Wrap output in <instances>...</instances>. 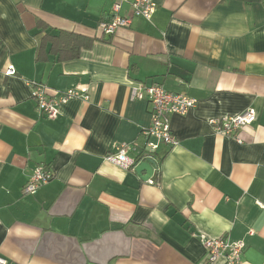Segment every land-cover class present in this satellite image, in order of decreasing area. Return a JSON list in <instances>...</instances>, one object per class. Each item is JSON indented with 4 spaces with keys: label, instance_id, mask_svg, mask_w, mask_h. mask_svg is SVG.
<instances>
[{
    "label": "crops",
    "instance_id": "obj_1",
    "mask_svg": "<svg viewBox=\"0 0 264 264\" xmlns=\"http://www.w3.org/2000/svg\"><path fill=\"white\" fill-rule=\"evenodd\" d=\"M118 1L0 0V256L225 264L204 245L225 238L245 243L242 264H264V0H155L152 20L106 36ZM33 82L52 96L83 86L89 99L49 119ZM151 85L198 102L170 116L179 145L149 154L152 105L133 88ZM250 109L241 141L213 129ZM123 144L135 167L154 161L149 181L107 160ZM38 165L54 179L24 195Z\"/></svg>",
    "mask_w": 264,
    "mask_h": 264
},
{
    "label": "built area",
    "instance_id": "obj_2",
    "mask_svg": "<svg viewBox=\"0 0 264 264\" xmlns=\"http://www.w3.org/2000/svg\"><path fill=\"white\" fill-rule=\"evenodd\" d=\"M129 6V11L122 13L123 7ZM157 10L155 0H119L111 10V17L99 24V30L106 36H113L118 30L130 28L135 18L152 20ZM16 69L10 66L7 75H15ZM33 98L39 111L49 119H55L60 114V107L73 99L88 100L86 87H78L57 95H50L47 86L40 83H31ZM133 96L137 99H147L152 105L151 124L143 131L148 138L147 149L149 154L154 153L160 144L171 147L179 145V140L171 129V115H186L197 104V99L185 94H175L166 91L160 85L135 86ZM258 119L255 110H247L235 116L220 120H213V129L219 133L231 136L238 141L239 132L254 124ZM118 153L111 155L107 160L127 169L135 168L134 163L126 155V145H120ZM148 158V157H147ZM54 179V175L43 165H38L30 180L23 189L24 195L35 194L40 187ZM205 248L209 254V262L216 263L223 260L225 264H242V254L245 249L243 241H230L225 238H208L205 240ZM0 264H9V261L0 256Z\"/></svg>",
    "mask_w": 264,
    "mask_h": 264
},
{
    "label": "water",
    "instance_id": "obj_3",
    "mask_svg": "<svg viewBox=\"0 0 264 264\" xmlns=\"http://www.w3.org/2000/svg\"><path fill=\"white\" fill-rule=\"evenodd\" d=\"M154 161L152 159H147L141 164H139L137 167H135L136 173L142 177L143 180L149 181L154 173ZM146 172L145 175L143 173Z\"/></svg>",
    "mask_w": 264,
    "mask_h": 264
},
{
    "label": "trees",
    "instance_id": "obj_4",
    "mask_svg": "<svg viewBox=\"0 0 264 264\" xmlns=\"http://www.w3.org/2000/svg\"><path fill=\"white\" fill-rule=\"evenodd\" d=\"M39 26H41V25L39 24Z\"/></svg>",
    "mask_w": 264,
    "mask_h": 264
}]
</instances>
